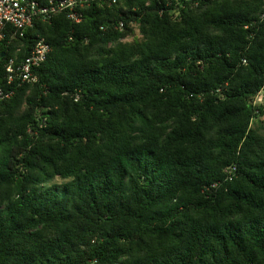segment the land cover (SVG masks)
Returning a JSON list of instances; mask_svg holds the SVG:
<instances>
[{
  "label": "trees",
  "instance_id": "trees-1",
  "mask_svg": "<svg viewBox=\"0 0 264 264\" xmlns=\"http://www.w3.org/2000/svg\"><path fill=\"white\" fill-rule=\"evenodd\" d=\"M38 37V82L0 66V264H264V0H96L21 60Z\"/></svg>",
  "mask_w": 264,
  "mask_h": 264
},
{
  "label": "built area",
  "instance_id": "built-area-1",
  "mask_svg": "<svg viewBox=\"0 0 264 264\" xmlns=\"http://www.w3.org/2000/svg\"><path fill=\"white\" fill-rule=\"evenodd\" d=\"M94 1L96 0H0V66L4 60L9 83L16 79L21 83L38 82L37 70L51 52L48 41L44 37H38L30 54L21 60L19 56L23 51L22 46L13 47L16 39L25 38L37 20L49 21L60 13L66 14L75 23H81L85 18V8ZM14 50L15 55L12 54ZM11 95L13 91L4 94L0 90L1 98ZM258 101H262V96L258 97Z\"/></svg>",
  "mask_w": 264,
  "mask_h": 264
}]
</instances>
